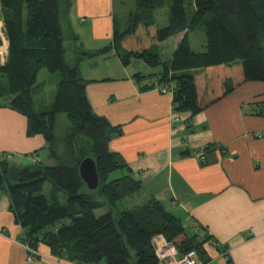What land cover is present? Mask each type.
Listing matches in <instances>:
<instances>
[{
  "label": "trees",
  "instance_id": "1",
  "mask_svg": "<svg viewBox=\"0 0 264 264\" xmlns=\"http://www.w3.org/2000/svg\"><path fill=\"white\" fill-rule=\"evenodd\" d=\"M133 3L125 28L114 27L107 47L95 53L80 49L70 64L65 58L61 18L69 13L73 0H0L1 33L8 44L6 61L0 66V108L22 115L26 136H41L50 160L57 162L42 170L32 165L21 168L3 154L0 192L6 194L14 223L23 231L18 241L34 250L44 245L54 258L73 264H157L151 240L162 235L179 257L194 251L196 263L207 264L211 258L205 245L211 237L201 228L190 234L160 201L149 198L134 208L118 210V203L141 192L142 183L124 158L110 150V142L122 136V129L94 113L86 94L89 81L82 78L80 64L84 58L113 51L124 67L135 61L149 68L161 66L158 74L134 75L139 91L166 88L172 112L188 113L185 129L193 132V117L236 87L247 82L264 84V0ZM165 7L167 24L159 26L155 13ZM196 32L205 38L199 52L190 45V35ZM179 36L170 61H163L158 46ZM41 70L56 74L57 79L54 99L47 106L35 100ZM60 114L69 126L63 150L57 154L54 133ZM253 115L264 117V102L256 103ZM213 147L209 144L205 150ZM41 150L33 155L39 157ZM183 154L190 155L188 150ZM86 158L96 166L95 190H88L79 175V165ZM115 172L121 176L109 180ZM46 182L50 190L44 195ZM61 196L66 199L63 204ZM98 209L106 212L97 217ZM212 242L218 253L227 252Z\"/></svg>",
  "mask_w": 264,
  "mask_h": 264
},
{
  "label": "crops",
  "instance_id": "2",
  "mask_svg": "<svg viewBox=\"0 0 264 264\" xmlns=\"http://www.w3.org/2000/svg\"><path fill=\"white\" fill-rule=\"evenodd\" d=\"M116 5V0H73L65 22L72 24L88 52L110 44L114 27L120 26ZM160 46V57L168 52L163 61H170L174 45ZM110 57L118 59L113 51L91 58L99 64L98 59ZM84 64L85 59L80 73L89 81L86 94L94 113L122 129L110 150L124 158L146 195L160 201L189 232L201 228L226 247L229 264H264V117L253 115L256 103L264 102V84L236 87L194 116L189 132L184 125L189 114L172 112L170 93L162 94L161 88L139 91L134 75L141 72L128 71L119 62L118 72L100 64L101 72L96 73ZM26 127L22 115L0 108V158L6 154L16 167L32 163L33 153L45 147L41 136H26ZM209 144L214 147L205 150ZM186 150L190 155L183 154ZM22 232L6 194L0 192V264H73L52 257L44 245L27 262L18 241ZM205 249L211 261L226 264L212 246L206 244Z\"/></svg>",
  "mask_w": 264,
  "mask_h": 264
},
{
  "label": "rangeland",
  "instance_id": "3",
  "mask_svg": "<svg viewBox=\"0 0 264 264\" xmlns=\"http://www.w3.org/2000/svg\"><path fill=\"white\" fill-rule=\"evenodd\" d=\"M116 4L117 5H116L115 11H116L117 17L119 18L120 28L124 29L126 26L127 15L129 14V12H131L134 9V3H133V0H116ZM165 5L167 7L168 3H166ZM166 7L163 10H159L155 13L156 21L159 26H165L167 24L165 20L167 18V8ZM186 7H187L186 8L187 13H190L191 10L189 6H186ZM68 14L65 17L61 18L62 39H63V46L65 49V58L68 63L73 64L75 57H76L75 52L80 49H83V51H87V49H85V47L82 45L81 41L77 37L76 30L71 29L72 24L68 25L67 22H65L66 18L68 17ZM23 15H24V20H25V12L23 13ZM72 36H76L75 41L72 39ZM179 39H180V36L174 38L173 40H170V42H168L169 44H162L160 48L162 47V49L164 48L167 49L169 46L173 47L174 43L178 42ZM190 45H191L192 50L197 51V52L202 51L204 49L205 38L202 32H196L190 35ZM0 54H2L3 56L6 55L4 48L3 49L0 48ZM159 54H160V51H159ZM162 55H163L161 57L162 60H165V58H169L168 52L163 53ZM84 59L87 62V64H84V68L88 67L89 69H92L96 73L101 72L99 68L100 64H102V66L104 67L111 66L114 69L112 70V72H118L117 70L120 69L118 68L120 67L118 64L119 63L118 59H116L115 57H110L109 59H106V60L98 59V62H100L99 64L96 63L97 62V60H95L96 58L90 57V58H84ZM114 65H116V69ZM127 70L128 71L135 70L136 72L139 71L142 74H148V73L158 74L159 72H161L162 69H161V66H157L155 68H149L146 65H144L142 62L135 61L133 64L128 66ZM117 74L118 75L116 76H119L121 72L119 71V73ZM56 80H57L56 74H50L46 70L40 71L38 78H37V83L39 85V92L35 95V100L38 104H41V106H47L50 103H52L54 99L55 91H56V85H57ZM2 82H3V79H2ZM68 126L69 125H68L65 115L64 114L58 115L56 118V127H55V133H54L55 134L54 151L57 154H60L63 150V138L66 134ZM34 156H37V155H32V158ZM52 160H50V157H49V150L47 149V147H45L42 149V156H40L39 158V161H40L39 163H36V164L28 163V162L26 163L27 165H32L33 166L32 168L35 170H42L43 168L47 166L57 165V162L55 160L53 161ZM120 176L121 174L119 172H115L114 174L109 176V180H113ZM49 190H50V184L46 182L42 189V194L47 195L49 193ZM149 198L150 197L146 195V191L142 190L140 193L136 194L135 196L126 198L120 203H118V210H126L129 208H134L136 206L141 205ZM65 200H66L65 197L61 196L60 201L62 204L65 203ZM165 202L167 203V200ZM105 212H106V209H98L94 213L98 217L104 214ZM191 233L193 232L191 231L190 234ZM24 251H25V257H26L27 251L25 250V248H24ZM225 254L226 253H221V254L219 253L220 257H222V259H224V261L226 262ZM198 262L199 263L197 264H204L203 261L201 260H199ZM207 264H219V263L215 259L213 261H210Z\"/></svg>",
  "mask_w": 264,
  "mask_h": 264
},
{
  "label": "built area",
  "instance_id": "4",
  "mask_svg": "<svg viewBox=\"0 0 264 264\" xmlns=\"http://www.w3.org/2000/svg\"><path fill=\"white\" fill-rule=\"evenodd\" d=\"M81 22H83V19L81 20ZM2 28H3V22L2 20H0V35L2 39V44L0 48L2 49L4 48V51L6 53L5 56L0 54V66L3 65L6 61L7 46H8L7 41L5 40L3 34L1 33ZM160 92L162 94L169 93L166 88L160 89ZM173 121L178 122L179 120L177 118H174ZM199 159L203 161L204 157L200 155ZM38 162H39V158L37 156H34L32 158V163H38ZM151 243L154 248L157 264H197L196 255L194 251H189L184 256L179 257L176 248L170 242H168L162 235L154 236L151 240ZM207 244L212 247L215 246V244L212 241H209ZM24 248L27 251L26 253L27 262H30L37 257V250L31 249L27 246H24Z\"/></svg>",
  "mask_w": 264,
  "mask_h": 264
},
{
  "label": "water",
  "instance_id": "5",
  "mask_svg": "<svg viewBox=\"0 0 264 264\" xmlns=\"http://www.w3.org/2000/svg\"><path fill=\"white\" fill-rule=\"evenodd\" d=\"M79 175L88 190H95L98 187V174L91 158H86L80 163Z\"/></svg>",
  "mask_w": 264,
  "mask_h": 264
}]
</instances>
